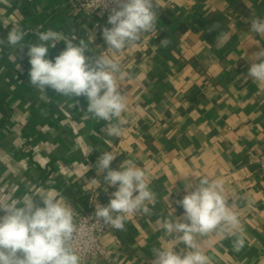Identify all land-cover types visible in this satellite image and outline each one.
Instances as JSON below:
<instances>
[{
  "label": "crops",
  "instance_id": "crops-1",
  "mask_svg": "<svg viewBox=\"0 0 264 264\" xmlns=\"http://www.w3.org/2000/svg\"><path fill=\"white\" fill-rule=\"evenodd\" d=\"M81 1L0 0V39L16 24L27 32L23 51L0 45V201L52 191L74 212L91 200L106 206L116 188L98 174L99 157L116 156L115 170L133 160L147 172L155 203L149 214L126 220L134 228L131 242L111 232L102 239L111 258L82 264H152V249L170 244L156 221L172 219L173 209L182 217L177 202L185 184L194 189L199 178H221L244 247L237 250L238 235L216 234L201 246L211 264H264V179L248 160L249 152L264 153V85L248 76L252 57L264 49V36L250 32L251 18L264 17V0H154L155 31L119 53L102 36L108 18L90 16ZM37 28L84 40L90 58L119 61L127 75L118 88L128 104L120 137L86 114V97L31 86L27 51L38 42ZM65 49L59 41L46 58ZM33 200L43 206L38 195ZM185 248L181 243L175 251Z\"/></svg>",
  "mask_w": 264,
  "mask_h": 264
},
{
  "label": "clouds",
  "instance_id": "clouds-1",
  "mask_svg": "<svg viewBox=\"0 0 264 264\" xmlns=\"http://www.w3.org/2000/svg\"><path fill=\"white\" fill-rule=\"evenodd\" d=\"M117 5L108 16V24L102 36L108 50L119 53L132 46L145 33L155 31L158 19L154 0H114ZM250 32L264 36V17L254 16L250 20ZM7 27V26H6ZM38 42L28 45L27 56L31 65L30 84L40 92L47 88L65 97L84 96L88 100L87 115L103 120L102 130L108 136L120 137L126 120L122 115L128 104L118 88V79L127 74L118 60L106 55L86 56L84 40L75 43V37L48 29L35 30ZM27 32L19 24L11 27L6 40L0 45L23 51ZM94 39V37H93ZM63 41L66 49L55 59L46 58L50 48ZM167 40L161 44L166 46ZM248 76L258 85H264V49L255 53ZM19 67V65H18ZM116 156L103 152L97 161L98 174L104 175L106 185L116 188L109 203L95 204L96 222L125 230V222L137 212L149 214L148 204L155 203V193L149 187V178L144 168L133 160H125L120 170L111 167ZM193 189L185 184L186 195L177 203L184 209L182 217L157 220L169 245L153 248L155 259L152 264H211L204 252L201 239L212 234L221 240L238 235L236 248L244 247V236L238 214L229 204L223 179H198ZM97 182L93 179V183ZM39 196L43 206L34 203ZM22 205V206H21ZM0 264H82V257L70 242L77 231L75 212L64 202L63 197L49 191L43 195L26 196L10 202L0 201ZM172 237L171 239H168ZM183 244L185 249H175Z\"/></svg>",
  "mask_w": 264,
  "mask_h": 264
},
{
  "label": "built area",
  "instance_id": "built-area-1",
  "mask_svg": "<svg viewBox=\"0 0 264 264\" xmlns=\"http://www.w3.org/2000/svg\"><path fill=\"white\" fill-rule=\"evenodd\" d=\"M116 7L114 0H82L79 4V9L86 10L90 16L101 18H108L112 9ZM248 160L258 167L261 177L264 179V153L249 152ZM95 202V200H91L87 209L75 212L74 216L77 231L70 244L81 255L82 263L108 261L112 255L111 250L103 244L102 239L105 235L116 232L117 229L110 225H103L102 221L101 223L95 221Z\"/></svg>",
  "mask_w": 264,
  "mask_h": 264
},
{
  "label": "trees",
  "instance_id": "trees-1",
  "mask_svg": "<svg viewBox=\"0 0 264 264\" xmlns=\"http://www.w3.org/2000/svg\"><path fill=\"white\" fill-rule=\"evenodd\" d=\"M118 232L125 235L124 237V242H131L132 241V234L134 232V228L130 225V226H125V230L121 231V230H118Z\"/></svg>",
  "mask_w": 264,
  "mask_h": 264
}]
</instances>
